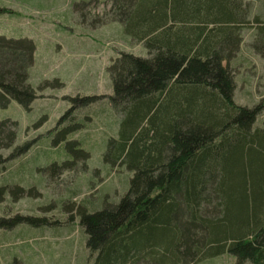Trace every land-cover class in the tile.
I'll return each mask as SVG.
<instances>
[{
  "label": "trees",
  "instance_id": "trees-1",
  "mask_svg": "<svg viewBox=\"0 0 264 264\" xmlns=\"http://www.w3.org/2000/svg\"><path fill=\"white\" fill-rule=\"evenodd\" d=\"M241 2L112 1L113 18L148 54L121 51L108 66L114 92L107 98L123 120L105 161L133 175L120 202L94 211L77 204L92 264H190L225 253L236 264H264V126L255 127L264 102H235L230 63L242 42ZM253 46L264 59V39ZM36 50L33 38L0 34V108L14 100L30 109L38 97L29 81ZM67 99L73 105L51 131L71 159L53 162L51 178L90 157L71 135L82 126L79 105L101 98ZM17 126L0 119V168L32 145L15 147ZM17 187L21 196L33 191ZM7 191L0 186V201ZM24 221L40 222L0 215V230Z\"/></svg>",
  "mask_w": 264,
  "mask_h": 264
},
{
  "label": "rangeland",
  "instance_id": "rangeland-1",
  "mask_svg": "<svg viewBox=\"0 0 264 264\" xmlns=\"http://www.w3.org/2000/svg\"><path fill=\"white\" fill-rule=\"evenodd\" d=\"M112 1L0 0V34L28 36L37 45L29 81L38 94L30 109L14 100L0 108V119L18 123L15 147L32 142L27 152L0 168V186L11 189L0 201V215L40 221L0 230V264H92L77 204L102 209L120 202L129 189L133 173L105 161L108 141L118 137L123 120L107 98L114 92L108 66L121 51L148 52L143 42L127 35L126 23L113 18ZM240 5L242 42L230 62L237 81L235 102L254 106L264 102V59L253 46L257 38L264 39V0H242ZM97 95L101 100L79 105L76 119L82 126L71 135L90 157L51 178L53 162L71 159L64 143L54 144L51 131L73 105L67 97ZM262 126L264 108L255 124ZM15 147L4 150V156ZM17 186L33 191L21 196ZM190 264H236V259L225 253Z\"/></svg>",
  "mask_w": 264,
  "mask_h": 264
}]
</instances>
